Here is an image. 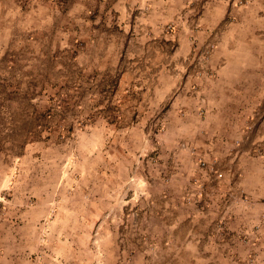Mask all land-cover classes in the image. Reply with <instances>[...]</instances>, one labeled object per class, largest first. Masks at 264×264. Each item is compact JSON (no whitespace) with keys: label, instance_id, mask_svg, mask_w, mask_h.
<instances>
[{"label":"crops","instance_id":"1","mask_svg":"<svg viewBox=\"0 0 264 264\" xmlns=\"http://www.w3.org/2000/svg\"><path fill=\"white\" fill-rule=\"evenodd\" d=\"M77 1L107 54L134 48L138 61L165 43L172 48L151 90L167 116L161 150L150 185L121 205L117 221L99 222L93 203L86 219H73L72 205L57 203L54 192L36 200L29 191L8 194V170L0 173V264H30L36 239L42 264H60L66 227L81 226L89 237L96 223L102 264H264V156H254L259 143L264 149V0ZM125 73L115 93L133 82ZM155 110L149 101L137 114Z\"/></svg>","mask_w":264,"mask_h":264},{"label":"rangeland","instance_id":"2","mask_svg":"<svg viewBox=\"0 0 264 264\" xmlns=\"http://www.w3.org/2000/svg\"><path fill=\"white\" fill-rule=\"evenodd\" d=\"M82 5L77 0H0V173L8 170V194L29 191L36 200L40 193L54 192L57 203L72 205L69 213L73 219H86L87 205L93 203L98 211L95 219L117 221L119 208L124 209L121 205L129 201L125 204L128 207L145 193L155 168L151 164L157 163L161 150L158 137L167 116L162 104L151 99V90L159 87L153 82L161 70L157 63L165 61L172 48L165 43L163 51L152 50L138 61L134 48L126 54H107L101 36L94 37L88 30L92 15L76 12ZM258 37L264 40L263 35ZM203 56L206 58L205 53ZM115 62L118 65L111 66ZM124 70L133 82L115 93ZM113 80L115 86L109 83ZM111 88L114 92L110 94ZM149 101L156 112L145 117L137 114ZM33 110L48 111L45 114L54 116L59 130L72 128V136L45 144L31 142L26 128L27 116ZM143 123L142 131L134 128ZM258 145L254 156H264L261 143ZM7 198L1 199L3 207ZM149 200L147 196L139 204ZM126 214V230L131 233L133 211ZM121 215L126 219L124 212ZM66 228L60 264H102V225L96 223L89 237L81 226ZM36 240L30 264L43 262L42 241ZM69 241L72 248L77 245V253L69 251ZM130 250L127 245V259ZM251 262L254 260L247 263Z\"/></svg>","mask_w":264,"mask_h":264},{"label":"trees","instance_id":"3","mask_svg":"<svg viewBox=\"0 0 264 264\" xmlns=\"http://www.w3.org/2000/svg\"><path fill=\"white\" fill-rule=\"evenodd\" d=\"M109 83L111 86H113L114 84H116V81L113 80V81H110ZM42 90H43V86L41 85L40 91ZM113 92L114 91L111 88L109 93L111 94ZM49 98L50 99L55 98V95ZM45 113H48V111L44 110V111H40V113H37L35 112V110H33L27 116L28 128H26V132L31 142L32 141L42 142L45 144L47 141H52L53 139H54V142H57L60 140H64L66 138H70L72 136L73 131L71 127H67L65 131L59 130L56 126V120L54 119V116L45 114ZM112 118L114 120V116ZM109 122L113 123L112 120H109ZM129 124L126 125V128L129 127ZM42 133H45L44 137L41 135ZM21 145H24V143Z\"/></svg>","mask_w":264,"mask_h":264}]
</instances>
